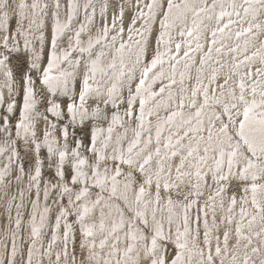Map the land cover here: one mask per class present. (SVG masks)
<instances>
[{
  "label": "snow or ice",
  "instance_id": "obj_1",
  "mask_svg": "<svg viewBox=\"0 0 264 264\" xmlns=\"http://www.w3.org/2000/svg\"><path fill=\"white\" fill-rule=\"evenodd\" d=\"M59 6L57 0L56 8ZM145 6L149 15L141 12L140 17L146 21L154 19L153 9H160V28L164 31L156 38V49L150 48L145 35V32L152 31L150 26H146L145 31L129 29L140 37L134 44L124 42L125 29L119 28L118 47L117 36H111V48L115 54L105 52L102 45L110 32L116 31L115 22L111 30L102 27L95 40L89 36L86 46L81 39L84 31L81 27L75 32V40L70 38L68 41L71 51L58 55L54 34L52 58L48 59L47 67H43L40 57L34 54L28 64L29 71L20 78L24 107L20 121L15 125L17 136L20 129L26 136L29 132L37 81L42 85L46 104L50 105L45 107V113H52L57 118L70 115L72 121L79 115L81 122L85 117L108 122L103 142L98 139V133H103V129L92 134V164L80 159L79 153L74 151L77 163L76 174L70 180L72 187L63 184V194L73 207L59 209L60 215L56 217V228L64 229L63 250L55 253L56 264H77L75 253L70 259L68 253L69 240L75 243L73 230L76 226L89 240V243L80 244L88 254L82 256L78 264H264V40L260 39L264 36V0H241L239 4L232 0V11H226L228 6L221 0H201L200 3L194 0H163V3L151 0ZM28 7L24 0L16 5L21 10V19L16 22L17 35H23V21L27 19L23 10ZM30 7L35 9L38 4L32 3ZM217 8L220 9L218 14L215 13ZM10 12L16 15L10 0H0V30L8 27ZM120 14L123 15L122 7ZM189 15L193 17L192 27L187 25ZM233 15L236 20L232 19ZM201 16L208 21L214 20L215 28L208 29L202 20L198 24ZM67 20L68 23L61 25L57 19L53 32L62 35L71 24V14ZM176 20L183 21L179 35H187L189 41L187 50L182 49L181 44H175L177 55L170 56L173 75L168 76V83L164 84V73L155 71L164 63V53L159 51V46ZM136 22V19L132 20L133 25ZM34 23L35 20L29 22L28 30ZM233 25L239 29L234 33L237 40L244 38L243 47L240 44L232 47L224 38L216 39L217 33L223 37L226 31L231 32ZM207 31L211 32V40ZM202 34L204 44L199 42ZM3 39L5 51L0 52V70L12 77L8 64L12 53L20 49L8 47V36ZM128 40L132 41L133 37L128 35ZM97 48L101 50L96 51ZM224 50L230 62L213 58V52L222 58ZM193 51L203 54L193 60ZM181 52L185 58L184 68L189 73L193 65H198L195 69L196 85L188 88L187 100L183 87L185 72L179 73L178 82L175 64H171L173 60L180 62ZM141 64L143 68L137 76ZM188 78L191 80V75ZM157 81L162 85L159 91L153 89ZM178 83L181 87L174 97L171 89ZM166 91L169 94L165 102ZM60 97L66 99L58 102ZM91 104L96 107L90 112ZM121 107L124 109L122 115L119 112ZM161 110L165 113L163 117ZM12 111L13 105L10 104L8 112ZM125 117L136 125L132 129V138L127 137L125 129V135L116 137L113 144V125L123 128L127 122ZM43 119L47 122V115ZM7 122V116H0V134L10 139ZM31 134L36 135L34 131ZM49 135L44 132L45 142ZM64 138H67L66 128ZM39 147L37 144L36 148ZM66 155V151L59 152L55 173L57 182L51 184L54 189L61 187L60 182L64 180L62 166ZM109 160L113 162L111 170L106 167ZM40 163L35 161L32 181H37L41 175ZM82 166L88 167L90 177L81 170ZM102 167L103 172L100 171ZM7 175V171L0 172V183ZM95 188H99V192L91 200V207L82 204L93 195L92 189ZM19 195L23 198L24 194L21 191ZM43 196L47 200V186ZM73 208L74 222L62 226V219L66 221L73 215ZM45 211H48L47 207ZM43 219L41 216V221ZM89 219L92 222L86 223ZM20 224L21 221L17 220V227ZM42 227L43 223L36 226L33 217L30 229L33 246L41 236ZM55 241L53 235L48 254H51ZM105 250L108 258L102 255ZM33 251V247H28L27 264H33ZM15 253L13 241L12 254Z\"/></svg>",
  "mask_w": 264,
  "mask_h": 264
},
{
  "label": "rangeland",
  "instance_id": "obj_2",
  "mask_svg": "<svg viewBox=\"0 0 264 264\" xmlns=\"http://www.w3.org/2000/svg\"><path fill=\"white\" fill-rule=\"evenodd\" d=\"M75 1L76 6H83L85 3L89 4L83 11H78L75 7L72 10V2ZM95 1V0H94ZM92 1V2H94ZM20 0H10L13 8L16 11V15H12L10 12L9 25L6 29L0 30V52L4 50V37L8 36V47H18L19 52L12 53L8 67L12 70V77H8L4 74L3 70H0V89L2 95L0 98V116H7V126L9 129L10 139L7 135L0 134V145H7V149L3 151L0 156V165L2 172L7 171L8 175L5 177L3 183H0V261L3 264H8L12 261L13 264H27V249L33 247V264H56V252L63 250V227L57 229L56 217L60 215L59 209L64 207L71 208L68 204V197L63 194V184L68 183L69 187H72L70 183L71 176L76 174L75 163H74V151L78 152L80 159L83 157L87 158L93 163V152H92V134L94 132V126L99 124L101 128L108 127V122L94 121L92 119H84L81 122L80 117H77L75 121L71 120L70 115H61L59 118L55 117L52 113H45V107L50 106L46 104L44 96L42 95V85L37 81L35 86V110L32 112V118L30 127L32 132L36 133L35 137L32 134L26 136L24 130H19V136L16 135L17 125L20 121V113L24 107V91L20 85V78L24 73L29 71L28 64L31 62V57L35 54L40 57V63L43 67H47L48 59L52 57V37L56 33L53 29L56 26L57 17L60 18V23H68L67 17L71 12H75L70 24V30H65L63 34L57 37V47L60 55L64 49L68 48L69 39L75 36V32L79 31L81 25L85 26L86 22H89L90 29L89 34H82V38L87 45L89 36H96L97 32L104 26H108L110 30L113 28V22L116 21V31H111L112 35H117L119 28L125 29L124 38H128V35L135 33V31L129 32V29L140 30L145 24V19L139 17L140 13L144 10V3L146 0H96L93 3V7H90L91 0H59V8H56L57 0H24L29 5L28 8L24 9L23 14L27 17L23 21V35H17V20L21 19L20 9L16 8V5ZM91 2V3H92ZM163 3V0H160ZM32 3L39 4V12H36V8L32 9L30 5ZM151 3V0H148ZM147 3V4H148ZM47 5V7H45ZM107 5L105 9L104 6ZM123 8V15L120 14V8ZM80 8V7H79ZM83 9V8H82ZM148 8L146 12H148ZM165 10L166 6H165ZM58 12V15H57ZM155 17L149 21L152 31L148 33V40L151 49H156V38L159 37L160 32L163 29L160 28V9L155 8ZM36 19H35V18ZM139 17V18H138ZM136 19V24H132V20ZM35 20L30 30H28V24L30 21ZM88 20V21H87ZM119 23V24H118ZM87 26V25H86ZM102 26V27H101ZM119 35V34H118ZM211 38V34L208 36ZM261 40H264V36ZM181 39V37H180ZM211 40V39H210ZM228 40V39H227ZM27 42V50H25V43ZM162 44V43H161ZM159 46V51L162 45ZM117 47L119 43L116 42ZM114 53V49L111 47L106 48ZM97 48L96 51H100ZM108 51V52H109ZM143 68V65H140ZM159 69V68H158ZM139 73V72H138ZM36 75H39L37 73ZM36 75L33 79H36ZM159 91L160 81L154 85ZM193 87L190 83L186 86L188 88ZM126 93V89H125ZM188 93V92H187ZM52 99L51 96L48 97ZM65 97H60V101H64ZM71 102V101H68ZM13 105V111L8 112V106ZM95 104H91V109L95 108ZM66 113V108H63ZM123 113L124 109H119ZM39 114V115H38ZM47 115V122L43 119V116ZM131 122V121H130ZM96 123V124H95ZM130 125V124H129ZM132 128L136 125H130ZM67 129V138H64V130ZM50 133L49 136L55 141V146L51 152H49L48 137L45 142L44 132ZM29 137V138H28ZM132 137L129 136V139ZM103 142V141H100ZM40 147L37 149L36 145ZM127 147V144L124 145ZM12 150L13 157L9 159L8 151ZM66 151L69 156L65 158L63 164V171L65 173L64 180L61 181V187L52 188L51 184L56 183L55 173L57 170V164L59 162V152ZM111 154V148L109 149ZM77 157L75 156V159ZM40 161L41 175L37 181H32L31 177L35 175V161ZM77 160V159H76ZM112 163V162H110ZM23 167V171L21 168ZM103 171V170H102ZM19 177V179H17ZM91 185V182H89ZM45 186L50 189L47 200L44 199L43 192ZM82 186V185H81ZM99 188L92 189L93 195L99 192ZM78 190V189H77ZM23 192V198L20 197L19 193ZM40 195L37 196L36 193ZM174 199L175 192L173 193ZM72 198H75L73 195ZM95 199V198H94ZM35 204V207L33 206ZM45 205L49 206V216L45 226L42 228L41 236L38 238V242L33 246L31 244V221L33 215L36 214L35 210L42 209ZM52 207V208H51ZM38 210V213L41 211ZM75 211L73 215L69 216L67 220L61 221V224L73 223L75 220ZM96 215V214H95ZM98 221V215H96ZM41 218V215H40ZM20 220V227H17L16 221ZM75 236V243L69 240L68 253L69 259L73 255L76 256L77 264L81 260L82 256H87V249H81V243H89L79 231V226H76L73 230ZM53 235L56 236V241L52 245L51 254H48V244L52 241ZM15 241L16 253L12 254V243ZM97 245L99 244V237L96 238ZM99 251V249L97 248ZM43 253V254H42ZM104 258L107 257V250L103 253ZM134 256V253L132 254ZM135 258V256H134ZM63 264V262H61Z\"/></svg>",
  "mask_w": 264,
  "mask_h": 264
},
{
  "label": "bare ground",
  "instance_id": "obj_3",
  "mask_svg": "<svg viewBox=\"0 0 264 264\" xmlns=\"http://www.w3.org/2000/svg\"><path fill=\"white\" fill-rule=\"evenodd\" d=\"M92 1H94V0H91V2ZM90 2V7L92 8L94 5H93V3L95 4L96 3V0L94 1V2H92L91 3ZM194 2L195 3H200L201 2V0H194ZM221 2H223L225 5H227L228 7H226V11H232V9H231V7H230V5H231V3H232V0H221ZM241 2V0H236V3L237 4H239ZM148 3V0H146V2L144 3V5L143 6H145L146 4ZM39 5V4H38ZM85 5H89V4H87V3H85L83 6L81 5V6H79V5H77L76 6V4H75V1H73L72 2V6H71V8H72V10H74L75 9V7H76V9L78 10V11H83L84 10V8H86L85 7ZM80 7V8H79ZM83 8V9H82ZM39 10H40V8H39V6L36 8V12L38 11L39 12ZM146 10H147V7L145 6V8H144V10L142 11L144 14H145V16H148L149 15V10H148V12H146ZM24 11V10H23ZM153 11V13L155 12V9H153L152 10ZM219 11H220V9L219 8H217L216 10H215V13L216 14H218L219 13ZM76 13L75 12H71V15H72V17H73V15H75ZM176 13H174V15H175ZM57 15H58V12H57ZM59 16V15H58ZM139 17H140V15H139ZM138 17V18H139ZM35 18V17H34ZM141 18V17H140ZM36 19V18H35ZM57 19H59V21H60V18L59 17H57ZM142 20L144 19V18H141ZM192 19H193V17L191 16V15H189V17H188V21H187V25H188V27H192ZM232 19L233 20H236L237 19V17L235 16V15H233V17H232ZM203 21V25H207V27H208V29H212V28H215V26H216V22L213 20V21H208L207 19H206V17L205 16H201L200 17V19H198L197 20V23L199 24L200 23V21ZM88 21V20H87ZM226 22V21H225ZM115 23H116V21H115ZM171 23V22H170ZM61 24V23H60ZM63 24H66V23H63ZM63 24H61V25H63ZM119 24V23H118ZM144 26L140 29V31H145V27L146 26H150V24H149V21H145L144 22ZM87 25V26H86ZM222 26V25H221ZM81 27H83L84 28V31H83V33L82 34H89V35H91L90 34V32H89V29H90V24H89V22H86V24H85V26H82L81 25ZM81 27H80V29H81ZM102 27V26H101ZM108 27V26H107ZM183 27V21L182 20H176L175 21V23L172 25V27L171 28H169L168 30H167V33H166V35L164 36V40H163V42H162V47H161V50L162 51H160L161 53H164V55H163V61H164V63H163V67L162 68H157L155 71L156 72H160V71H162L163 73H164V78H163V83L164 84H167L168 83V79H167V77L168 76H171V75H173V73H172V71H171V68H170V56H176L177 54H176V52L174 51V48H175V44H177V43H179V44H181L182 45V49H184V50H187V43H188V41H189V38L187 37V35H185L184 37H181L180 35H179V33H180V30H181V28ZM244 27H247V24H245L244 25ZM69 28H70V26H69ZM66 29V30H70V29ZM109 28V27H108ZM79 29V30H80ZM110 29V28H109ZM237 30H239L238 29V26L237 25H233L232 26V28H231V32H228V31H226L224 34H223V37L221 36V34L220 33H217V37H216V39H217V41H219V40H221L222 38H224V40H225V43L226 44H230L232 47H235L237 44H240V46L241 47H243V44H244V38H241L240 40H237V38L235 37V35H234V33H235V31H237ZM164 31V30H163ZM201 31H202V33H204V28H203V26H202V28H201ZM118 32H119V30H118ZM148 33L149 32H145V35H146V37L148 36ZM98 34H100V30L97 32V35ZM119 34V33H118ZM115 35V36H117V40H116V42H120V36L119 35ZM211 34V32L210 31H207L206 32V35H207V37L209 36ZM56 35H57V37H59V35H60V33H56ZM97 35L96 36H91V38L93 39V40H95L96 39V37H97ZM111 36H113L112 35V33H110V35H109V38H108V40L107 41H102V45H103V50L105 51V52H108L109 50H107L106 48H109V47H111V45H112V41H111ZM229 36H231V38L230 39H228L227 40V37H229ZM83 36L81 35V39H82V41L84 42V45L83 46H86V44H85V41H84V39L82 38ZM132 37H133V40L132 41H129L128 40V38L126 39V38H124V42L126 43V44H134V41L135 40H139L140 39V37L138 36V35H136V33H134V34H132ZM180 37H181V39H180ZM263 37H260V39H262ZM208 39L210 40L211 38H209L208 37ZM72 40L74 41L75 40V36L73 35V38H72ZM201 44H204L205 43V40H204V34H202L201 35V38H200V41H199ZM117 46V45H116ZM217 46H219V44H217ZM192 47L193 48H195V43H193V45H192ZM172 50L171 52L169 51V50ZM56 51H57V54L58 55H60V53H59V50H58V47L56 48ZM65 51H71V49H64L63 51H62V54L60 55V56H63V54H64V52ZM52 52H53V50H52ZM203 53L202 52H196V51H193L192 53H191V58L193 59V60H196V59H198V57L199 56H201ZM52 57V56H51ZM213 58L214 59H217V60H221V62H230V57H229V55H228V53H227V51L226 50H224V52H223V57L221 58V56L220 55H218V54H216L215 52H213ZM179 60H180V62L179 63H176V61H171V64H175V67H176V72H175V78H176V80L179 82V80H180V75H179V73L180 72H185V77H184V80H185V82H184V85H183V87L185 88V93H184V96H185V100H187V95H188V93H187V91H186V86L188 85V84H192L193 85V87L196 85V81H195V76H196V67L198 66V65H193L192 66V68H191V71H190V73H189V71L187 70V69H185L184 68V63H185V58L183 57V52H181L180 54H179ZM142 69L140 68V66L137 68V72H136V75L137 76H139V73H140V71H141ZM139 72V73H138ZM189 75H191V77H192V79L191 80H189ZM181 87V85L178 83L177 85H176V87H174L173 89H171V92H172V95L175 97L176 96V94L178 93V91H179V88ZM153 89L155 90V91H157L158 89L153 85ZM168 92L166 91L165 92V94H164V99H165V102H166V100H167V96H168ZM1 95H2V91H1V89H0V98H1ZM175 104V101H173V105ZM101 107H104L103 105H101ZM89 111L91 112V108H89ZM120 112V111H119ZM121 113V112H120ZM123 113H121V115H122ZM160 115H161V117H163L164 115H165V113H164V111L163 110H161L160 111ZM77 117H80L79 115H77ZM90 120L91 118H89V117H85V120ZM124 120L125 121H127V118L125 117L124 118ZM146 120H147V117H146ZM153 123H155V121H153ZM96 124V123H95ZM131 125V122L130 121H127L125 124H124V127L122 128V127H120L119 125H113V128H114V131H113V141H112V143L113 144H115V139H116V137H123L124 135H125V129H127V137L129 138V136H131L132 137V127L130 126ZM145 127H147V123L145 124ZM98 129H103L104 131H103V133H98V139H99V141H104V138H105V136L107 135V129H106V127H104V128H101L100 127V125L99 124H96L95 126H94V132H96ZM22 131H23V129H21ZM137 130H139V129H137ZM28 133H32V130H31V127L29 128V132ZM155 133L153 132V135H154ZM29 134H27V136H28ZM29 138V137H28ZM55 141H53L52 140V137L51 136H49L48 137V145L49 146H51V148H53L54 146H55ZM126 144V143H125ZM124 144V145H125ZM97 147L99 148L100 147V144L98 143L97 144ZM8 147H7V145L6 146H4L3 144L2 145H0V149H3V151L4 150H6ZM110 149V148H109ZM109 149H108V154H109V156L111 155L110 153H109ZM3 151L2 152H0V156L3 154ZM78 153H79V150H78ZM8 157L10 158H12L13 157V153H12V150H9L8 151ZM69 156V154L67 153V155H66V157L65 158H67ZM81 156H79V158H80ZM74 165H76V163H77V158L75 159V156H74ZM82 159H84V160H86L87 162H88V164H92L87 158H85V157H83ZM110 162H112L111 160H109L108 161V163H107V165H106V167L109 169V170H111L112 169V167H113V162L112 163H110ZM76 169V168H75ZM82 171H84V172H86V173H88V175H89V177L91 176V173L89 172V169H88V167L87 166H82V169H81ZM103 170V167L100 169V171L101 172H103L102 171ZM0 172H2V167H1V165H0ZM89 182H91V180L89 179ZM95 190V189H94ZM99 190V189H98ZM93 191V190H92ZM49 192H50V189H48V194H49ZM129 195H131V193H129ZM94 198L95 197H93V198H91V197H89L88 198V200H86V201H82L81 203L83 204V203H86V204H88V206L89 207H91V200H94ZM73 200H75V198H72ZM72 206V205H71ZM48 208V211L46 212L45 211V208ZM73 207V206H72ZM71 207V208H72ZM52 208V207H51ZM38 210H40V209H37V210H35V213L36 214H34L33 215V217H35V223H36V226L37 227H40L41 226V223H43V227L45 226V224H46V222H47V218H48V214H49V211L51 212V209H50V207L49 206H47V205H45L40 211H41V213H38ZM73 210L75 211V208H73ZM96 215H98L99 216V210H97L96 211V213H95ZM40 215L41 216H43V221H41V218H40ZM92 221L89 219V220H87L86 221V223H91ZM97 223H98V221H97ZM30 227H31V225H30ZM42 227V228H43ZM41 231H42V229H41ZM30 239H32L31 238V234H30ZM133 258H134V256H133Z\"/></svg>",
  "mask_w": 264,
  "mask_h": 264
}]
</instances>
